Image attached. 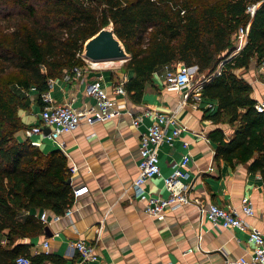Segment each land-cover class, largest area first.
Instances as JSON below:
<instances>
[{
  "label": "trees",
  "instance_id": "obj_1",
  "mask_svg": "<svg viewBox=\"0 0 264 264\" xmlns=\"http://www.w3.org/2000/svg\"><path fill=\"white\" fill-rule=\"evenodd\" d=\"M250 5L257 6L252 15ZM109 23L130 55L124 69L134 75L124 89L132 98L157 68L195 66L207 80L201 98L216 102L209 118L236 124L229 141L221 129L209 133L215 159L246 162L257 153L252 168L264 169V111L255 110L250 84L235 73L264 58V0H0V264L18 256L43 264L50 255H31L16 241L43 230L30 210L59 215L73 197L64 154L15 138L27 128L18 112L32 102L42 109L48 81L84 66V41ZM247 25L245 44L231 57L233 34Z\"/></svg>",
  "mask_w": 264,
  "mask_h": 264
},
{
  "label": "crops",
  "instance_id": "obj_2",
  "mask_svg": "<svg viewBox=\"0 0 264 264\" xmlns=\"http://www.w3.org/2000/svg\"><path fill=\"white\" fill-rule=\"evenodd\" d=\"M234 40L231 57L245 44V35ZM178 64L184 63L157 68L137 99L125 89L124 94L112 91L114 84H125L133 77L134 72L130 69L122 72L103 67L92 70L84 66L81 79L71 75L69 80L52 82L49 94L54 102H69L82 109L94 106V100L85 94V88L101 75V86L120 109L118 116L110 120L81 122L74 132L63 134L57 142L46 137L44 132L30 137L40 143L38 148L44 154L60 150L67 158V166L77 167L70 175L72 191L80 186L87 187L84 194L72 197L69 215L64 212L56 215L45 209L30 210L29 213L37 217L46 213V221H40L48 227L50 236L46 237L41 230L16 242L27 244L31 255H50L43 264H225L226 260L248 257L253 246L247 242L244 232L214 227L200 211V207L207 204L239 209L243 198L250 201L254 212L245 216L239 211L241 217L249 229H256L264 236V169L263 166L252 168L257 153L246 162L215 159V143L209 133L221 129L225 140L229 141L236 124L215 123L209 118L216 111L215 101L201 98L194 102L189 98L182 102L184 90L165 87V73ZM258 67L259 61L253 57L248 68L235 72L250 84L251 96L256 103L264 101V80ZM195 73L196 69L192 75ZM198 76L195 83L203 86L207 80ZM146 109L173 114L184 127L171 146L164 143L159 147L161 177L149 179L145 184L146 191L165 197L163 178L171 174L173 164L179 162L184 153H189L191 158L187 176L183 179L191 202L166 211L158 218L146 215L144 204L131 191L137 173L140 135L155 120L153 114L143 113ZM39 113V106L32 102L28 109L19 110L18 115L28 129L41 123ZM135 118L139 119L136 126L132 124ZM15 138L20 142L28 140L25 129L18 131ZM58 142L63 143L62 149ZM76 240L93 246L97 256L94 263L81 261L73 247ZM45 241L48 242V253L42 247ZM189 248L192 251L185 253Z\"/></svg>",
  "mask_w": 264,
  "mask_h": 264
},
{
  "label": "built area",
  "instance_id": "obj_3",
  "mask_svg": "<svg viewBox=\"0 0 264 264\" xmlns=\"http://www.w3.org/2000/svg\"><path fill=\"white\" fill-rule=\"evenodd\" d=\"M256 5L247 7V12L252 15L256 9ZM249 25L244 29L239 27L233 34V38L244 36L247 34ZM85 65L89 69H100L97 62H90L85 60ZM74 67L71 74L77 78H82V68ZM197 69L195 66H187L186 64L176 65L175 68L165 73V87L169 90L182 91V102L191 98L194 102L201 99L200 91L201 84H196L193 80V72ZM259 74L264 80V58L260 60L258 67ZM63 80H69V75H64ZM48 81L47 92L41 95L43 107L40 109L39 119L40 124L25 129V135L30 144L39 147L40 143L30 140V137L36 134H42V127H48L49 133L46 134L53 142H57L58 138L63 134H70L74 132L81 122L86 121L101 122L110 120L119 114L120 106L116 101L110 97L105 88L101 86L102 76L98 75L94 82L87 84L85 94L94 100V106L77 109L69 102L56 103L51 98L49 90L52 87V82ZM124 82H119L112 86L114 94H124ZM257 112L264 111V101H260L254 105ZM145 115L153 114L155 120L149 125L145 132L141 133L139 138V158L137 161V173L131 183V191L135 198H138L143 204V211L150 217H161L166 211L176 210L184 205L189 204L191 201L188 199V186L184 184L183 179L187 176L188 165L191 160L189 153H184L181 160L173 164V170L170 175L163 178L164 188L167 195L161 196L160 194H149L145 189V184L149 179L161 177V171L158 161L159 147L166 143L172 145L174 140L179 137L180 133L184 130L173 114L157 112L152 109L143 111ZM138 118L132 121L133 125H137ZM58 147L63 148V143L58 142ZM187 146L186 143L183 144ZM77 171L75 165L68 167L69 174ZM87 191L86 186H80L72 191L73 197L84 194ZM200 211L204 214L205 218L214 227H221L226 229H238L244 232L247 237V242L252 244L253 249L251 254L238 257L234 261H225V264H264V236L256 229H249L245 220L241 217L239 211L245 216L253 214L254 210L247 198L241 200L239 209L229 206L226 208L219 207L214 204H207L200 207ZM71 213V208L68 207L64 210L65 215ZM39 220L46 221V213L42 212L38 215ZM45 253H48V242L45 241L42 245ZM73 247L78 252V255L83 262L94 263L96 261V254L92 245L87 244L83 240H76ZM189 248L185 253L191 252ZM184 253V254H185ZM29 258L26 256H18L14 264H29Z\"/></svg>",
  "mask_w": 264,
  "mask_h": 264
},
{
  "label": "water",
  "instance_id": "obj_4",
  "mask_svg": "<svg viewBox=\"0 0 264 264\" xmlns=\"http://www.w3.org/2000/svg\"><path fill=\"white\" fill-rule=\"evenodd\" d=\"M81 57L90 62L126 61L130 55L126 52L122 41L116 36L112 23L107 24L94 35L86 39L82 46ZM44 134L49 128L43 126ZM46 237L50 236L46 225L43 227Z\"/></svg>",
  "mask_w": 264,
  "mask_h": 264
},
{
  "label": "rangeland",
  "instance_id": "obj_5",
  "mask_svg": "<svg viewBox=\"0 0 264 264\" xmlns=\"http://www.w3.org/2000/svg\"><path fill=\"white\" fill-rule=\"evenodd\" d=\"M7 13V12H6ZM10 13V12H9ZM8 13V14H9ZM100 67H103V68H111V69H116V70H119V71H122L123 72V69H124V61H112L111 63L109 64H106V65H103V64H100L99 65ZM125 70V69H124ZM193 80L194 82H196L197 80H199V76L198 74H194L193 75Z\"/></svg>",
  "mask_w": 264,
  "mask_h": 264
},
{
  "label": "bare ground",
  "instance_id": "obj_6",
  "mask_svg": "<svg viewBox=\"0 0 264 264\" xmlns=\"http://www.w3.org/2000/svg\"><path fill=\"white\" fill-rule=\"evenodd\" d=\"M240 39L242 40V37H240ZM112 61H106V62H99L98 64H103V65H106V64H109L111 63Z\"/></svg>",
  "mask_w": 264,
  "mask_h": 264
}]
</instances>
